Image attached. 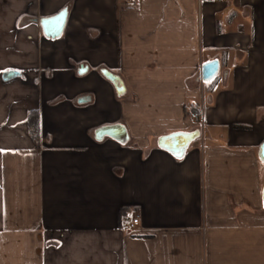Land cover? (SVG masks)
<instances>
[{
  "label": "crops",
  "instance_id": "obj_1",
  "mask_svg": "<svg viewBox=\"0 0 264 264\" xmlns=\"http://www.w3.org/2000/svg\"><path fill=\"white\" fill-rule=\"evenodd\" d=\"M263 140L264 0H0V264H264Z\"/></svg>",
  "mask_w": 264,
  "mask_h": 264
},
{
  "label": "water",
  "instance_id": "obj_2",
  "mask_svg": "<svg viewBox=\"0 0 264 264\" xmlns=\"http://www.w3.org/2000/svg\"><path fill=\"white\" fill-rule=\"evenodd\" d=\"M66 15V10H63L55 16L41 18L39 24L44 36L51 39L60 37L65 26ZM218 69L219 63L217 60L203 64L200 71L201 81H211L217 75ZM79 73H84V70ZM102 74L114 85L118 96L124 94L125 89L123 83L118 77L110 74L106 70H102ZM199 136L200 130L197 129L190 132H174L158 138L157 146L160 149L169 152L175 158L180 159L184 156L188 145ZM105 137L111 138L121 144H125L128 141V134L125 127L119 124L104 126L94 132V138L96 140H102ZM262 146H264V140L261 142L257 150V156L261 162L264 161V147ZM261 199L264 204V186L261 192Z\"/></svg>",
  "mask_w": 264,
  "mask_h": 264
},
{
  "label": "built area",
  "instance_id": "obj_3",
  "mask_svg": "<svg viewBox=\"0 0 264 264\" xmlns=\"http://www.w3.org/2000/svg\"><path fill=\"white\" fill-rule=\"evenodd\" d=\"M131 1L135 2L137 0H131ZM198 1H202V0H198ZM216 1H223V0H216ZM190 118L195 120L197 126H199V127L201 126L202 120H200L198 117H196V115L193 112H191ZM138 224H139V216L135 213H132V212L125 213L121 217V220H120L121 228L124 230H128V231L133 230Z\"/></svg>",
  "mask_w": 264,
  "mask_h": 264
},
{
  "label": "trees",
  "instance_id": "obj_4",
  "mask_svg": "<svg viewBox=\"0 0 264 264\" xmlns=\"http://www.w3.org/2000/svg\"><path fill=\"white\" fill-rule=\"evenodd\" d=\"M191 112L195 113V114H198V111H197V106H194L193 108H191L190 110ZM28 126H29V129H30V135L32 137V140L34 142H37L38 140V117H37V113L36 111H32L29 115V118H28ZM126 212H121V215L123 216Z\"/></svg>",
  "mask_w": 264,
  "mask_h": 264
},
{
  "label": "rangeland",
  "instance_id": "obj_5",
  "mask_svg": "<svg viewBox=\"0 0 264 264\" xmlns=\"http://www.w3.org/2000/svg\"><path fill=\"white\" fill-rule=\"evenodd\" d=\"M218 76H219V74L217 75V77H216V78H218ZM216 78H215L214 80H216ZM214 80H213V81H210V82H211V83H212V82H215ZM205 84H207V83H205Z\"/></svg>",
  "mask_w": 264,
  "mask_h": 264
},
{
  "label": "snow or ice",
  "instance_id": "obj_6",
  "mask_svg": "<svg viewBox=\"0 0 264 264\" xmlns=\"http://www.w3.org/2000/svg\"><path fill=\"white\" fill-rule=\"evenodd\" d=\"M262 147H264V146H262ZM262 162H264V161H262Z\"/></svg>",
  "mask_w": 264,
  "mask_h": 264
}]
</instances>
